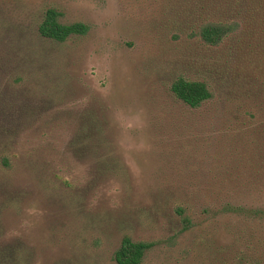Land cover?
Here are the masks:
<instances>
[{
  "label": "rangeland",
  "instance_id": "rangeland-1",
  "mask_svg": "<svg viewBox=\"0 0 264 264\" xmlns=\"http://www.w3.org/2000/svg\"><path fill=\"white\" fill-rule=\"evenodd\" d=\"M165 0H0V264H264V28L177 101ZM84 35H40L45 12Z\"/></svg>",
  "mask_w": 264,
  "mask_h": 264
},
{
  "label": "trees",
  "instance_id": "trees-1",
  "mask_svg": "<svg viewBox=\"0 0 264 264\" xmlns=\"http://www.w3.org/2000/svg\"><path fill=\"white\" fill-rule=\"evenodd\" d=\"M164 32L172 38L184 39L195 50L193 77L177 76L170 91L177 101L197 108L212 99V77L216 70L215 49L220 58L226 52L234 55L243 48H253L254 28H264V0H165ZM58 13L45 12L38 26L41 36L63 42L73 35H84L89 27L82 22L60 23ZM212 76V77H211ZM151 244L124 237L115 251L118 264H139Z\"/></svg>",
  "mask_w": 264,
  "mask_h": 264
}]
</instances>
